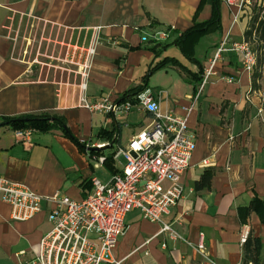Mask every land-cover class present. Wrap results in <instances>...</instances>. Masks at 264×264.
Returning <instances> with one entry per match:
<instances>
[{
	"label": "crops",
	"instance_id": "crops-1",
	"mask_svg": "<svg viewBox=\"0 0 264 264\" xmlns=\"http://www.w3.org/2000/svg\"><path fill=\"white\" fill-rule=\"evenodd\" d=\"M242 1L229 5L221 0L222 31L208 34L196 46L201 73L178 47L155 52L147 38L169 27L173 36H179L193 24L208 21L213 0H0V120L60 117L86 145L82 150L56 130L35 132L32 145H24L16 131L1 128L0 175L42 197L59 192L77 202L85 200L93 178L107 183L123 169L117 165L119 158L113 157L114 172L98 159L125 148L152 116L136 108L125 122L118 121L91 113L82 106V98L89 103L105 98L121 102L124 94L144 84L149 70L166 59L175 60L201 81L168 64L151 75L146 90L160 101L163 112L184 117L193 105L189 127L196 148L182 177L185 197L163 218L193 246L160 235L161 224L133 211L126 217L129 231L120 239L113 260L209 264L195 248L203 234L212 260L244 264L245 232L264 244V224L258 215L253 213L245 222L239 215V209L256 196L264 200V88L260 80L254 85L255 71L246 72L234 53L222 55L218 75L203 85L224 40L229 47L245 41L251 17ZM204 40L206 48L200 52ZM74 49L84 51L77 64L70 62ZM85 66L87 79L81 77ZM101 130L115 131L113 140L99 138ZM125 130L130 133L127 144ZM94 148L99 150L91 151ZM207 170L214 173L211 190L197 192L195 183ZM51 208L44 202L33 220L12 222L10 207L0 202V264H34V250L51 230ZM21 252L26 254L19 256Z\"/></svg>",
	"mask_w": 264,
	"mask_h": 264
},
{
	"label": "built area",
	"instance_id": "built-area-1",
	"mask_svg": "<svg viewBox=\"0 0 264 264\" xmlns=\"http://www.w3.org/2000/svg\"><path fill=\"white\" fill-rule=\"evenodd\" d=\"M228 4L234 3L228 0ZM153 38L162 42L169 35L158 32ZM228 45L226 38L205 73L203 85L218 75L216 68L224 53H234L246 72L253 74L256 70L257 55L249 43L243 41ZM82 53L84 51L79 49L72 50L70 62L77 64ZM91 54L94 51L88 53ZM87 69L85 66L82 78H88ZM81 86L85 91L86 85ZM197 98H194V103ZM135 100V103L114 102L105 98L89 103L82 98V106L91 113L112 116L118 121L125 122L136 108L152 116V122L115 154V160L120 157L126 159L122 171L115 173L107 183L93 178L92 191L85 200L77 202L59 192L52 197H42L27 186L0 175V202L10 207L12 222H29L42 212L44 202L52 205L48 217L51 230L34 250V264H122L113 260V253L120 239L129 231L126 217L133 211H139L151 223L161 224L160 235L168 234L171 240L185 241L171 225L163 223V218L185 197L182 177L191 165L196 148L195 136L189 127L193 105L186 109V116L181 117L163 112L160 101L149 89ZM15 133L22 144L32 145L34 130H17ZM105 160L100 157L98 162L104 164ZM204 165H208V161ZM248 237L249 232L246 231L242 242L245 243ZM195 248L209 264H218L210 258L203 234ZM25 254L21 252L19 256Z\"/></svg>",
	"mask_w": 264,
	"mask_h": 264
},
{
	"label": "trees",
	"instance_id": "trees-1",
	"mask_svg": "<svg viewBox=\"0 0 264 264\" xmlns=\"http://www.w3.org/2000/svg\"><path fill=\"white\" fill-rule=\"evenodd\" d=\"M203 5V3H202ZM254 12H258V10H254ZM260 12V10H259ZM222 31V14H221V0H213L212 2V14L211 18L208 21L202 23H195L191 28L180 34L179 36L172 35V28H166L165 31L169 38L166 41L159 42L155 40L153 36L151 38H147L150 43H154L155 47L152 49L155 52H162L171 46L178 47L184 57L190 61L191 63L198 65L200 68V72L203 73V67L196 58V46L199 41L207 36L208 34L214 32ZM245 42L256 45V52L264 53V16L261 17L260 13L258 16L251 17L250 27L245 34ZM255 52V53H256ZM168 64H174L178 66L182 71H184L189 77L194 80L201 81L196 75L191 74L186 68H184L181 64H179L175 60L166 59L151 70H149L148 74L144 77V84L136 89L130 90L126 94L123 95L121 102L126 100H131V102L135 103L137 96L146 90V84L148 79L155 72L163 70L166 68ZM262 66V60L258 58V65ZM261 68V67H260ZM256 71V70H255ZM260 74L254 72L253 74V82L256 86V82L260 80ZM1 128H10L14 131L17 130H27L31 129L35 132L40 133H49L52 131H61L63 135L70 140H72L80 149H85L86 145L79 142V140L73 136L67 124L63 118L60 117H50L47 115H23L19 117L13 118H3L0 120V129ZM115 131L109 130H101L98 137L103 138L105 140H113V135ZM115 155L108 156L105 158L104 165L111 171L114 172L113 168V157ZM214 173L211 170H207L201 178L195 183V190L197 192L211 190V183L213 179ZM253 213L257 214L260 218V221L264 224V200L260 197L256 196L252 202L246 208L239 209V215L242 222H245ZM264 249V244L261 239L248 237L245 242L244 248V264H264V260L262 259V252Z\"/></svg>",
	"mask_w": 264,
	"mask_h": 264
},
{
	"label": "rangeland",
	"instance_id": "rangeland-1",
	"mask_svg": "<svg viewBox=\"0 0 264 264\" xmlns=\"http://www.w3.org/2000/svg\"><path fill=\"white\" fill-rule=\"evenodd\" d=\"M242 4L244 6V10L247 12V16L248 17H255L259 15L260 13V16L263 17L264 16V0H243L242 1ZM258 10V12H254V10ZM260 10V12H259ZM251 20V19H250ZM15 35V34H14ZM206 43H207V40H204L202 43H201V46H200V52L205 50L206 48ZM250 46L252 47V49L256 52V45H252L250 44ZM256 55H257V59L259 58V60H262V66H259V68L257 69L256 68V73L260 74L261 78H260V83L262 84L261 86L264 88V53H257L256 52ZM261 67V68H260ZM161 80V79H160ZM162 82H165V80H162ZM108 119V118H107ZM109 120H111L109 118ZM130 136V133L128 130H125V137H124V143L127 144L128 142V137ZM120 150V148L118 149V151ZM117 165L121 168H124V166L126 165V159L124 157H120L118 160H117Z\"/></svg>",
	"mask_w": 264,
	"mask_h": 264
},
{
	"label": "water",
	"instance_id": "water-1",
	"mask_svg": "<svg viewBox=\"0 0 264 264\" xmlns=\"http://www.w3.org/2000/svg\"><path fill=\"white\" fill-rule=\"evenodd\" d=\"M98 150H99L98 148L97 149H95V148L94 149H91V151H98Z\"/></svg>",
	"mask_w": 264,
	"mask_h": 264
}]
</instances>
